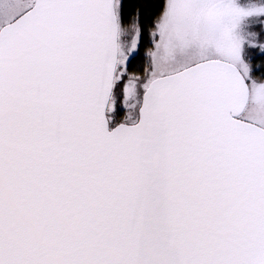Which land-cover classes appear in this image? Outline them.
<instances>
[{
	"label": "snow or ice",
	"instance_id": "1",
	"mask_svg": "<svg viewBox=\"0 0 264 264\" xmlns=\"http://www.w3.org/2000/svg\"><path fill=\"white\" fill-rule=\"evenodd\" d=\"M0 264H264V0H0Z\"/></svg>",
	"mask_w": 264,
	"mask_h": 264
}]
</instances>
